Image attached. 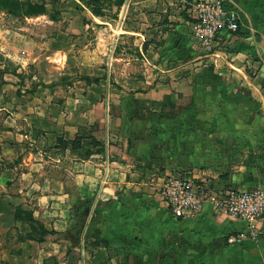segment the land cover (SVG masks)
I'll list each match as a JSON object with an SVG mask.
<instances>
[{
  "label": "crops",
  "instance_id": "obj_1",
  "mask_svg": "<svg viewBox=\"0 0 264 264\" xmlns=\"http://www.w3.org/2000/svg\"><path fill=\"white\" fill-rule=\"evenodd\" d=\"M134 1L150 7L151 12L156 10L157 19L169 20L165 24L172 30H161L165 36L159 65L175 67L167 76L181 73L192 79L188 96L194 95L198 101L216 99L213 89L217 90V80L224 91L219 92L220 96L228 103L219 111L212 105L213 109L199 114L200 119L206 120L200 130L202 127L194 123L184 127L175 123L182 114L176 107L184 95L180 88L175 93L163 88L157 97L147 92L148 81L138 78H131V89L125 87L128 92L118 98L123 111L120 109L117 115L112 108L118 96L111 90L108 115L104 114L105 103L86 109L84 95L75 99L52 80L40 78L32 92H27L28 87L21 89L17 81L22 69L16 53L10 56L8 51L20 50L29 43L16 32L0 30V54L4 57L0 62V264H116L120 246L131 254L128 264H166L161 253L170 243L173 264H264V218L259 223L258 240L246 239L242 245L230 246L225 237L247 233L244 222L216 214L208 204L200 214L179 220L161 196L163 180L175 175L189 177L198 188L211 193L264 189V0H224L226 9L238 18L241 27L233 37L222 36L220 45L225 59L217 60L206 57L191 36L189 7L197 0ZM148 12L141 13L146 16ZM127 34L142 36L143 40L136 36L134 46L136 52L145 55L146 36L132 31ZM167 36H171L170 41ZM125 61L128 67L130 59ZM146 61L149 60L145 58ZM113 64L110 72L116 74ZM199 70L206 73V83L210 82V91L204 95L198 89ZM178 76L184 82V76ZM238 86L244 89L225 91ZM149 109L155 111L151 116ZM163 112L172 115L161 118ZM105 116L109 123L106 139L103 142L100 136L101 146L90 145L89 138L82 137L92 127H98L101 134ZM148 119L151 123L158 121V155L173 156L181 149V140L187 147L184 155L189 157L180 168L159 173L146 170L156 179L131 171L134 166L129 165L127 154H121L113 143L116 134L137 131L141 124L147 129L144 123ZM98 147L104 152L97 151ZM135 151L137 147L131 141L128 152ZM89 199H95L90 210V219H95L91 223L86 220V230L82 232L81 239L87 238V249L79 251L77 246L69 254L70 240L76 235L71 206ZM155 205L161 208L157 215ZM18 207L32 212L36 220L55 233L42 243L23 240L16 228L27 227L29 233L30 227L15 220ZM140 220L147 225L152 222V228L140 224ZM165 227H171L172 235L166 233ZM50 244L53 249L46 250ZM134 252L143 254L138 261L133 259Z\"/></svg>",
  "mask_w": 264,
  "mask_h": 264
},
{
  "label": "rangeland",
  "instance_id": "obj_2",
  "mask_svg": "<svg viewBox=\"0 0 264 264\" xmlns=\"http://www.w3.org/2000/svg\"><path fill=\"white\" fill-rule=\"evenodd\" d=\"M21 1L44 3L47 9L46 15L35 18L13 16L0 11V30H9L11 33L16 32L22 36L23 40L29 43L26 47L20 48V50L8 51L10 56L16 53L18 67L22 69L20 74L17 73V81L21 89L22 87H28L26 90L27 92H32V89L38 84V79L40 78L43 80L47 79L48 81L52 80L53 84L59 83L64 86L63 88L70 92V95L75 99L77 97L82 99L81 96L84 95L86 97V104H84L86 109L90 108L93 110L94 106H97L95 104L105 103L104 114L108 115L110 112V100H108V96L111 90L118 96L115 98L116 102L112 108L113 113L117 115L120 109L123 111V106L119 104L118 98L121 96L124 97V92H128L126 88L131 89V78H138V80H147L148 84L145 85L147 92H153L154 95H158L157 97H159V91L163 88L170 89L172 93H175L176 90L180 88V90H182L181 93H184V95L179 102L176 103V107L179 114H182L175 123H180L183 127L189 123H194L197 127H202L200 130L204 129L206 120L200 119L198 117L199 114L203 115L206 113L205 111H209L208 109H213L212 105H215L217 107L215 110L219 111L221 110V106H225V104L228 103L224 97L220 96L219 92L224 91H221L222 86L217 83V80H215L217 86L216 83L214 84L217 90L213 89L214 92H217L216 99L214 101H198L194 98V95L192 98L188 96L190 86L192 85V79L190 80L184 74L179 73L178 75H183L185 78L184 82L181 83V79H179L180 77L178 75L167 76V74L174 72L175 67L169 66L164 68L159 65L162 64V40L165 36L163 32H170L172 29L165 24L166 21L169 23L168 17H166L167 20H163V18L157 19L159 18L157 16V11L151 12L150 10L152 9L148 6L136 4L134 0H125L124 5L119 7V2L121 0H101L100 6H102L104 15L102 17H97L88 5L89 0ZM171 7L172 6H170L169 9H171ZM141 12H143V14L146 12L148 13L144 16ZM161 30H163V32H161ZM131 31L146 36L144 38L145 42H143L145 55L136 52L137 47L134 46V44L137 43L134 40L137 37L139 40H143L142 36H131L127 34V32ZM170 38L171 36H167L166 40L170 41ZM147 50L148 52L146 53ZM23 51H26V54H23ZM145 58L149 61L145 62ZM126 59H130V65L128 67L126 66ZM3 60L4 57L0 54V62H3ZM112 64L116 67V74L110 72ZM196 68L199 69V66ZM17 71L18 69H16V72ZM199 71L196 73H200L199 76L197 75V83L200 85L198 89L201 91L200 94L204 95L206 92L210 91V82L208 81L206 83V73ZM35 78H37V80H35ZM213 78L217 77L214 76ZM173 83L179 84V86H174ZM243 89V86H238V88H229L225 91L227 92L230 90V92H237ZM197 94L200 95L199 93ZM89 96L91 99L89 98L88 100L87 97ZM88 102L90 104H88ZM205 105H208V107ZM188 110H192L190 114L186 113ZM153 113H155V111L149 109L148 115L151 116ZM107 119L108 118L105 116V128L101 134H98V127H92V129L89 130V134L85 133L82 138H89L90 145L98 143L101 146L100 141L103 139L104 142L107 136L106 131L109 128ZM134 120L133 125L136 126L137 124H135L136 121ZM150 120L151 119H148V122L144 123L147 124V129L140 123V128H137L138 132L133 130V132L129 134L122 132L121 134H116L113 138V143L116 142L117 147L122 151L121 154H127L126 159H129V165L134 166L131 171L144 174L151 177V179H156L157 176L149 171L159 173L160 171H167L171 167H183L181 164L188 161L189 157L184 155L187 151V147L186 143L181 140H179V145L182 147L181 149L178 148L173 156L158 155V148L161 144L160 134L158 135L157 132L158 121L153 120L151 123ZM94 133L96 135H94ZM198 133L201 134L204 132ZM100 136L101 139H99ZM131 141L134 142L137 147V152L135 151L132 154L128 152V144L130 145ZM96 150L101 151L102 149L98 147ZM118 153H120V151ZM169 153L171 154V151H169ZM172 161H178V163H172ZM94 202L95 199H89L84 203L87 205L91 204L94 207ZM160 204L161 203L158 202V205ZM77 205L78 202L71 206L70 214L76 222L73 228L74 232L80 234L81 230L82 232L86 230V222H81L80 219L83 215L81 216V213L77 212V208L79 207ZM155 209L159 211L157 212L155 210L156 215L159 214L161 210L160 206L155 205ZM92 219L94 220L95 216L91 219L90 216L86 218L90 223L93 221ZM139 223L147 226L149 229L152 228V222L147 225L144 221L140 220ZM79 229L81 230L79 231ZM165 230L167 234L170 232L169 235H172L171 227H165ZM16 231V234L22 237L23 240L29 239L30 232H27L29 231L27 227H18ZM48 232L50 234L55 233L50 230H48ZM49 235H47V237ZM56 239L59 240V238ZM70 241L72 242H70L69 254H71L77 246L79 247V251H85L84 247L87 244V238L78 239V237L74 235ZM166 242L168 243V240H166ZM138 245L139 244H137V246ZM53 247L54 245L50 244L46 246V250L50 251ZM85 249H87V247H85ZM118 249V260H115V263L128 264V258L131 257V254L126 251V247L120 246ZM161 254H164L166 264H173L171 243L168 247H165V252ZM142 255L141 253L134 252L133 259L138 261ZM159 260H157L156 263H159ZM59 263L60 261H57L56 264Z\"/></svg>",
  "mask_w": 264,
  "mask_h": 264
},
{
  "label": "built area",
  "instance_id": "obj_3",
  "mask_svg": "<svg viewBox=\"0 0 264 264\" xmlns=\"http://www.w3.org/2000/svg\"><path fill=\"white\" fill-rule=\"evenodd\" d=\"M189 15L192 20L191 36L206 57L225 59L221 49L223 35L237 33L240 21L226 9L224 0H197L191 3ZM161 196L171 214L176 218H189L200 214L208 204L216 214L246 224L247 233L227 235L230 246L242 245L246 239L260 238L259 223L264 218V189H229L218 193L205 192L193 179L168 176L163 180Z\"/></svg>",
  "mask_w": 264,
  "mask_h": 264
},
{
  "label": "trees",
  "instance_id": "obj_4",
  "mask_svg": "<svg viewBox=\"0 0 264 264\" xmlns=\"http://www.w3.org/2000/svg\"><path fill=\"white\" fill-rule=\"evenodd\" d=\"M100 2L101 0H89L88 1L89 7L92 9V12L97 17H102L104 15L102 6H100ZM124 3H125V0H121L119 2V7H122ZM0 11L6 12L7 14H10L13 16H22L24 18H35V17L44 16L47 14V9L44 3L40 4V3H33L31 1H21V0H0ZM239 32H240V29L237 33ZM235 34H233L232 37L235 36ZM169 114L172 115V112L170 113L163 112L159 116L161 118H164L166 115H169ZM75 143L76 142L74 141V145ZM99 152H104V151L101 150ZM78 206H79L78 208H82L86 206L91 207L92 205L81 203ZM78 208H77V212L80 213L82 209L79 211ZM14 217L16 221H22L29 225L30 227L29 239L32 241L42 243L45 241L44 239L47 237V235L50 234L48 230L34 218L33 213L30 211H24L21 207H18L16 209ZM86 218L87 216L83 215L80 219L81 222H86ZM176 219L181 220V218H176ZM80 230L81 229H79V231ZM75 234H76V237H78V239L82 238L81 236L82 230L80 231V234H78L77 232H75Z\"/></svg>",
  "mask_w": 264,
  "mask_h": 264
},
{
  "label": "flooded vegetation",
  "instance_id": "obj_5",
  "mask_svg": "<svg viewBox=\"0 0 264 264\" xmlns=\"http://www.w3.org/2000/svg\"><path fill=\"white\" fill-rule=\"evenodd\" d=\"M82 209V210H81ZM78 210L80 211L81 210V215H85V216H88L89 215V212L91 210V207H82V208H78ZM89 217V216H88Z\"/></svg>",
  "mask_w": 264,
  "mask_h": 264
},
{
  "label": "water",
  "instance_id": "obj_6",
  "mask_svg": "<svg viewBox=\"0 0 264 264\" xmlns=\"http://www.w3.org/2000/svg\"><path fill=\"white\" fill-rule=\"evenodd\" d=\"M91 210H93V209H91ZM91 213H92V211H90ZM90 212H89V215L88 216H90Z\"/></svg>",
  "mask_w": 264,
  "mask_h": 264
}]
</instances>
